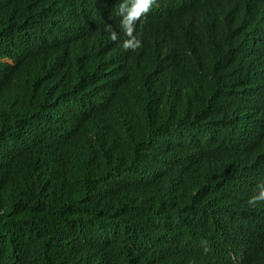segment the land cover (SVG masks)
<instances>
[{
	"label": "trees",
	"instance_id": "trees-1",
	"mask_svg": "<svg viewBox=\"0 0 264 264\" xmlns=\"http://www.w3.org/2000/svg\"><path fill=\"white\" fill-rule=\"evenodd\" d=\"M118 1L0 0V264H264V201L246 203L264 182L262 63H249V94L237 90L247 63L234 55L232 73L180 77L193 101L155 105L153 127L119 143L101 138L99 123L152 92L125 79L127 56L109 40L96 63L103 70L81 75L64 50L87 30L105 38ZM237 2L235 27L246 0ZM171 8L169 18L181 13ZM170 27L171 48L178 38L200 45L181 25ZM248 30L252 37L255 21ZM233 94L257 99L256 161L213 149L233 146Z\"/></svg>",
	"mask_w": 264,
	"mask_h": 264
},
{
	"label": "water",
	"instance_id": "water-1",
	"mask_svg": "<svg viewBox=\"0 0 264 264\" xmlns=\"http://www.w3.org/2000/svg\"><path fill=\"white\" fill-rule=\"evenodd\" d=\"M173 5H177L179 8L182 6V10L178 16L169 18V15L174 11L171 8ZM198 6L200 7V12L196 14ZM235 8H238L237 0H172L170 3L165 2L163 4H160L159 0H154L148 13L142 15V19L137 22L141 44L135 50H130L127 58L128 67L123 71V74L126 75L125 79L129 78L137 85L135 86L136 90L149 89L152 92L149 93L151 98L149 106L146 107L144 111L131 117V120L136 125H140L142 128L154 126L144 124L142 117L145 115V112L149 111L150 113L151 110L155 109L154 106L158 104L156 101L158 96L162 99L170 97L176 100L179 95L178 90L186 95H194L190 93L188 88L184 89L179 82L180 77L186 75L188 78L195 79L196 75L207 74L212 76L214 72H217L219 75L224 74L225 71H228L227 74H229V72L232 73L230 69V60L234 55H237L242 61L247 63L243 71V76L246 80L244 82V87L237 90L239 92L243 90V93L248 91L247 94H249L248 76L249 73L253 71H249V63L253 68L255 66L259 68V64L262 63V68L264 69V33L257 28V24H259L257 19H263L264 21V0H246L244 10L241 13L239 12V16L242 20L240 19L241 21L236 27L229 16V14L236 16L234 11ZM156 10L163 12L161 13V18H164V20L158 22L161 18H157L147 21L148 14ZM115 18L117 19L114 22L107 23H114L116 25L118 17ZM254 21L256 31L251 37L248 27ZM173 24L177 26L181 25L182 29L185 28L188 32L194 33L189 37L192 41L199 42L200 45L196 46L186 40L178 38L176 45L177 49L171 48L170 45L173 44V39L170 25L172 26ZM221 27L225 29H221ZM243 27L244 29H242ZM97 32H100L99 28H97L96 31L87 30L80 35L77 46H69L71 57L75 59L81 58L90 71L96 68L102 69L101 64H96L97 62L93 61V56L97 52L95 45L103 44L100 42L99 44L98 42L94 43L92 40V38L98 37ZM234 34L237 36L233 37ZM215 39L220 41V43H217V46L215 44ZM222 43L229 48L232 46L228 53L223 50L221 46ZM241 43H243V46ZM146 47H149L155 52L152 54L146 53L144 51ZM86 53L88 54L87 56ZM123 55L126 57L127 51L123 52ZM185 55L190 56L185 57ZM178 57L179 59H177ZM120 58V52L118 51L114 67H117L119 70L123 69L122 65H120ZM108 69L110 68H107V70ZM167 69L168 71H166ZM130 70H132V76H129ZM138 73H140L141 76H138ZM161 74H167L170 78V82H164L162 80L163 75ZM233 76H235V74H233ZM108 82L109 81L105 82V84L108 85L105 86V88L110 87ZM245 86L247 88H245ZM163 90L165 92H163ZM261 92L264 93V90H261ZM209 93L212 92L210 91ZM233 98L236 103L235 112L238 114L240 109V96H235L233 94ZM109 102H112V100ZM243 113L245 117L250 119L251 112L243 109ZM255 118L257 120V115ZM125 125L126 124L123 122L114 123L113 129L115 130L118 143L123 141L130 133L131 127ZM237 129L238 133L232 135L239 144V150L235 153H241L242 156L245 153H249V157L256 161L253 154H256L257 149L260 148L258 144L259 130L257 121L254 130L256 140L251 137V131L246 125H243V128L238 126ZM243 130L245 134L240 132ZM222 147L224 146L219 143L213 146V149H221ZM227 152L232 153L230 151ZM207 158L212 159L214 157L208 153Z\"/></svg>",
	"mask_w": 264,
	"mask_h": 264
},
{
	"label": "clouds",
	"instance_id": "clouds-1",
	"mask_svg": "<svg viewBox=\"0 0 264 264\" xmlns=\"http://www.w3.org/2000/svg\"><path fill=\"white\" fill-rule=\"evenodd\" d=\"M154 0H119L117 4L113 8V14L112 18L116 20L118 17V21L116 25H112L111 23H105L103 26V31L106 34V37L103 38L102 36L92 38V40L95 42L103 43L100 45H95V48L97 49V52L93 56V61L98 62L100 60H103L107 53L105 49L106 41L109 40L112 42L115 46L118 47V49L121 52L127 51V58L129 56L130 50H135L138 48L141 44L140 39V33L138 31L137 22L142 19V15H145L150 10V7L152 6ZM115 27V28H114ZM122 35V36H121ZM105 42V44H104ZM77 46V43L73 44ZM146 53L152 54L155 51H152L149 47H146L144 50ZM65 57H67L68 63L73 67L74 69V75H81L87 67L85 66V62L82 61L81 58H73L71 57L69 46L67 47V50H64ZM88 54L86 53V56ZM90 63V62H89ZM132 76V70H130V75ZM138 76H141L140 73H138ZM129 90V89H127ZM163 92H165L163 90ZM178 97L176 100L168 97L162 99L160 96L156 99L157 103L159 104V107L163 108V106L166 104L168 106H171L174 104L177 100H184L192 102L191 95H186L185 93H182L178 90ZM140 97L139 100L136 101L134 107H128L126 106L124 111L119 115V117L113 122V123H99V137H110L111 141H116L117 138L115 136V130L113 129L115 122H123L128 127H131L130 132H137L142 130L143 128L140 125H136L132 120L131 117L139 112L144 111L146 107L149 106L151 99L146 94L138 95ZM204 95H202L203 97ZM252 98H246L240 96V109L239 113L236 114L235 110L233 112V118L231 121V133L232 135H236L238 133V126H241L243 128V125H246L250 131H252V124L255 127L256 123V115L258 110L257 105V99L254 97L253 94H251ZM162 99V100H161ZM200 102V104L204 101L203 98L198 96L195 99V102ZM235 109V108H234ZM244 110H248L250 113V119L244 116V123H242V113ZM152 110L145 112V115L142 117V120L144 124H148V121L151 118ZM244 114V113H243ZM239 115V116H238ZM238 116V120H237ZM241 133L243 131H240ZM240 133V134H241ZM243 134V133H242ZM253 139L256 140V136L253 133L251 135ZM233 139V146H227V148L224 146V150L230 151L232 153H235L237 150H239V144L236 142V140ZM257 189L253 195H250L247 199V206L248 207H256L257 204L261 201H264V182L257 184Z\"/></svg>",
	"mask_w": 264,
	"mask_h": 264
},
{
	"label": "bare ground",
	"instance_id": "bare-ground-1",
	"mask_svg": "<svg viewBox=\"0 0 264 264\" xmlns=\"http://www.w3.org/2000/svg\"><path fill=\"white\" fill-rule=\"evenodd\" d=\"M114 28H115V27H114ZM252 34H253V29H252ZM104 44H105V42H104ZM107 47H108V46H105V49H106V50L109 49V48H107ZM116 52H117V50L114 51V53H116ZM105 53H108V51H105ZM124 62H125V61H124ZM252 82H253V79H251V84H252ZM243 84H244V83H243ZM104 103H105V102H104ZM104 103H103V104H104ZM96 106L99 107V104L97 103ZM59 110H60V109H59ZM241 118H242V123H244V114H243V113H242V117H241ZM254 130H255V127L252 125V131H251V134H253V133L255 132ZM242 133L245 134L244 130H243ZM252 184H253V180H252Z\"/></svg>",
	"mask_w": 264,
	"mask_h": 264
}]
</instances>
